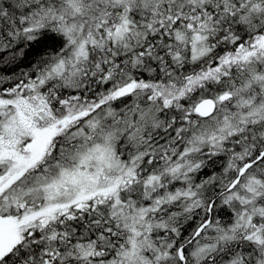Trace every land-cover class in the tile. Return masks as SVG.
Segmentation results:
<instances>
[{
  "label": "snow or ice",
  "instance_id": "6c2138e0",
  "mask_svg": "<svg viewBox=\"0 0 264 264\" xmlns=\"http://www.w3.org/2000/svg\"><path fill=\"white\" fill-rule=\"evenodd\" d=\"M0 264H264V0H0Z\"/></svg>",
  "mask_w": 264,
  "mask_h": 264
}]
</instances>
